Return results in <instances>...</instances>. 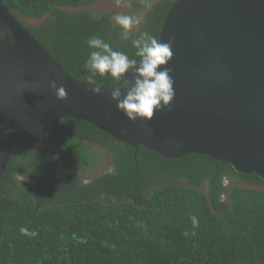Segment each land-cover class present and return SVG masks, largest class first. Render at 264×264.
Segmentation results:
<instances>
[{"label":"trees","instance_id":"obj_1","mask_svg":"<svg viewBox=\"0 0 264 264\" xmlns=\"http://www.w3.org/2000/svg\"><path fill=\"white\" fill-rule=\"evenodd\" d=\"M2 1L17 18H45L35 26L21 22L72 77L92 84L85 62L94 49L87 40L99 36L139 60L131 41L144 31L159 38L176 0H157L127 39L113 12L78 9L101 0ZM6 141L0 132V146ZM45 142V161L36 150L18 149L0 175V264H264V189L255 187H264V178L258 174L206 154L165 157L143 145L135 164L131 145L69 116L47 131ZM89 143L106 150L114 171L83 183L74 170L88 169ZM14 173L32 174L31 184L16 185ZM179 177L184 181L171 180ZM7 184L14 187L10 194H4ZM22 227L35 235H24Z\"/></svg>","mask_w":264,"mask_h":264},{"label":"water","instance_id":"obj_2","mask_svg":"<svg viewBox=\"0 0 264 264\" xmlns=\"http://www.w3.org/2000/svg\"><path fill=\"white\" fill-rule=\"evenodd\" d=\"M0 175L18 149L45 161V135L61 118L84 120L126 142L165 157L195 152L264 178V0H176L160 42L174 35L175 96L170 110L130 122L115 108L113 85L72 77L0 0ZM133 71L125 74L131 86ZM63 85L58 100L49 81ZM126 83V82H125ZM125 85V84H124ZM121 87V92L125 88Z\"/></svg>","mask_w":264,"mask_h":264},{"label":"clouds","instance_id":"obj_3","mask_svg":"<svg viewBox=\"0 0 264 264\" xmlns=\"http://www.w3.org/2000/svg\"><path fill=\"white\" fill-rule=\"evenodd\" d=\"M115 23L124 30V38L127 39L129 33L137 23L129 15H115ZM174 35H169L167 42H160L156 36L144 31L131 41L136 49L135 56L139 60L130 58L127 53L114 50L110 43L99 36H91L87 40L89 48L94 49L89 53L85 62V68L89 72L88 80L94 85L90 91L100 94V87L96 85L94 77H109L114 81H125V91L121 92V87H113L109 93L110 98L115 101V108L122 112L130 121L135 123L138 119L151 120L155 112L170 110L171 102L175 96L174 80L170 73L172 69L166 65L172 58V44ZM133 71L131 86L125 79V74ZM49 87L54 90L58 100H64L67 92L63 85L57 86L55 80L49 81ZM110 172L114 168L109 169ZM19 179L24 181L26 176L20 175ZM88 183V181H84ZM193 228L199 226L196 216H190ZM24 235H35L27 228H21ZM185 236H195L193 231H185Z\"/></svg>","mask_w":264,"mask_h":264},{"label":"rangeland","instance_id":"obj_4","mask_svg":"<svg viewBox=\"0 0 264 264\" xmlns=\"http://www.w3.org/2000/svg\"><path fill=\"white\" fill-rule=\"evenodd\" d=\"M157 0H101L98 2H95L93 4L79 7L78 9H100V10H108L113 12L115 15H129L131 16L137 23L135 24L134 28L130 31H134L138 28L140 22L143 19L144 14L155 4ZM134 3H139L140 7H136ZM19 19L26 24L27 26H35L39 23H41L45 18L40 19H33L25 17L21 14L18 15ZM88 152L90 155V165L86 171H78L81 177V181L84 183V181H92L95 177L110 172L109 169L113 168L111 159L109 154L101 148L97 144L89 143L88 144ZM75 171V172H77ZM20 175L26 176L25 173H14L13 178L16 180V185H25L29 186L28 180L21 181L19 179ZM27 177V176H26ZM28 178V177H27ZM172 181L176 182H183L184 179L182 178H176L171 179ZM240 185H246L242 182H236ZM156 187V184L154 185L153 189ZM263 188L262 186H255ZM13 188H8L5 190L4 194H10L13 191ZM152 190V189H151ZM100 201L107 202L105 198L100 199ZM112 201H116L115 198H112ZM122 202L128 201L127 198L121 199ZM51 202L46 201L45 206L51 205Z\"/></svg>","mask_w":264,"mask_h":264},{"label":"flooded vegetation","instance_id":"obj_5","mask_svg":"<svg viewBox=\"0 0 264 264\" xmlns=\"http://www.w3.org/2000/svg\"><path fill=\"white\" fill-rule=\"evenodd\" d=\"M32 157H33L32 154H30L28 156V159H31ZM16 161L19 162L18 159ZM74 171H77V169H75ZM78 171H80V170L78 169ZM78 171L76 172V174L78 175L79 179L81 180V177H80V174L78 173ZM25 174L28 177L26 180H28V184L30 185L31 181H32V174H29V173H25ZM5 188H11V185L7 184Z\"/></svg>","mask_w":264,"mask_h":264}]
</instances>
